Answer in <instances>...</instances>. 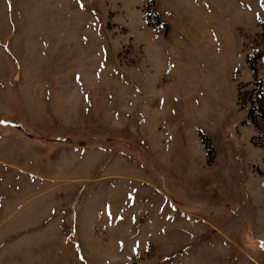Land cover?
Here are the masks:
<instances>
[{
  "label": "rangeland",
  "instance_id": "374dc122",
  "mask_svg": "<svg viewBox=\"0 0 264 264\" xmlns=\"http://www.w3.org/2000/svg\"><path fill=\"white\" fill-rule=\"evenodd\" d=\"M0 264H264V0H0Z\"/></svg>",
  "mask_w": 264,
  "mask_h": 264
},
{
  "label": "trees",
  "instance_id": "16d2710c",
  "mask_svg": "<svg viewBox=\"0 0 264 264\" xmlns=\"http://www.w3.org/2000/svg\"><path fill=\"white\" fill-rule=\"evenodd\" d=\"M249 116H250V114H249Z\"/></svg>",
  "mask_w": 264,
  "mask_h": 264
}]
</instances>
